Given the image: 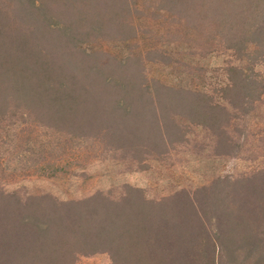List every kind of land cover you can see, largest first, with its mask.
I'll return each instance as SVG.
<instances>
[{
    "label": "trees",
    "instance_id": "trees-1",
    "mask_svg": "<svg viewBox=\"0 0 264 264\" xmlns=\"http://www.w3.org/2000/svg\"><path fill=\"white\" fill-rule=\"evenodd\" d=\"M162 1L186 18L196 11L209 29L225 26L240 59L264 56V0ZM134 2L0 0V119L26 116L99 140L141 168L147 155L184 139L179 116L209 127L225 148L237 146L224 126L261 95L250 69L228 67L226 105L149 80L141 58L83 48L93 37L131 36ZM101 252L113 264H264V168L158 199L130 183L119 197L98 190L67 201L0 188V264H75Z\"/></svg>",
    "mask_w": 264,
    "mask_h": 264
},
{
    "label": "rangeland",
    "instance_id": "rangeland-1",
    "mask_svg": "<svg viewBox=\"0 0 264 264\" xmlns=\"http://www.w3.org/2000/svg\"><path fill=\"white\" fill-rule=\"evenodd\" d=\"M163 5L162 0H135L131 36H97L85 41L83 48L119 59L141 58L149 80L204 91L216 103L226 105L222 88L230 82L228 67L250 69L260 81L261 95L224 126L230 143L237 146L225 148L209 127L179 116L178 121L188 126L184 139L166 153L147 155L146 166L141 168L120 150L105 149L99 140L55 131L26 116L0 119V188L24 198L51 194L67 201L98 190L119 197L123 185L130 183L142 187L147 197L158 199L178 191L194 192L226 175L249 176L264 168V56L257 62L250 57L240 59L227 47L225 26L220 31L215 26L209 29L196 11L186 18ZM212 226L216 227L215 219ZM75 264L113 261L101 252L80 255Z\"/></svg>",
    "mask_w": 264,
    "mask_h": 264
}]
</instances>
